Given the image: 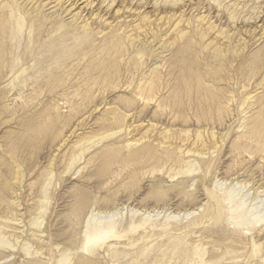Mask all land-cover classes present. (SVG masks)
<instances>
[{"label": "rangeland", "instance_id": "374dc122", "mask_svg": "<svg viewBox=\"0 0 264 264\" xmlns=\"http://www.w3.org/2000/svg\"><path fill=\"white\" fill-rule=\"evenodd\" d=\"M71 1L0 0V264H264V0Z\"/></svg>", "mask_w": 264, "mask_h": 264}, {"label": "bare ground", "instance_id": "6f19581e", "mask_svg": "<svg viewBox=\"0 0 264 264\" xmlns=\"http://www.w3.org/2000/svg\"><path fill=\"white\" fill-rule=\"evenodd\" d=\"M45 1V0H44ZM57 1V0H56ZM80 0H72L70 2L71 5H76L77 2H79ZM147 2V1H146ZM83 3V2H82ZM221 4V3H220ZM54 5V4H53ZM220 6V5H219ZM224 6V5H223ZM203 8V7H202ZM238 8V7H237ZM249 13V12H248ZM260 14V13H259ZM31 15V14H30ZM256 15V14H255ZM256 17V16H255ZM253 17V18H255ZM201 20V19H200ZM223 20V19H222ZM176 21V19H175ZM210 21V20H209ZM253 21V20H252ZM225 22V21H224ZM260 22V21H259ZM201 32V31H200ZM234 32V31H233ZM228 36V35H227ZM260 38V37H259ZM262 38V37H261ZM241 46V45H240ZM187 47V45H186ZM226 47V46H225ZM184 48V47H183ZM188 49V48H187ZM186 53V52H185ZM184 54V53H183ZM213 55V54H212ZM219 55V54H218ZM215 56V55H214ZM185 58V56H184ZM185 60V59H184ZM208 60V59H207ZM188 62H191L190 60ZM188 64V63H187ZM202 65V64H201ZM192 66V65H191ZM189 68L190 65H189ZM236 68V67H235ZM221 78V77H220ZM153 85V83L149 86V88ZM153 90V89H151ZM150 90V91H151ZM149 91V89H148ZM216 96V95H215ZM211 97V96H210ZM217 97V96H216ZM212 131V130H211ZM232 199V198H231ZM230 198L227 196V198L225 197V201L229 202ZM230 206V205H229ZM239 207V205H238ZM237 206H235V208L233 207V209H231L230 212L234 213L233 210H236ZM231 213V214H232ZM245 218V217H243ZM251 221V220H250ZM239 223V224H238ZM238 225H247L249 222H247L245 219H240V221L238 222ZM253 224H257L259 223V220H253L252 221ZM114 224L113 223H108V224H103V225H92L90 226V228H88V230L84 233V239L82 241V246L80 249L82 250H88V249H92V248H97L100 245H102L103 243H105L107 240H109L110 238H112L114 236ZM62 263V262H61ZM60 263V264H61Z\"/></svg>", "mask_w": 264, "mask_h": 264}]
</instances>
